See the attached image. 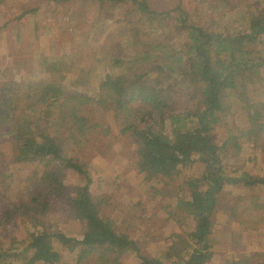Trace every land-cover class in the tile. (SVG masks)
<instances>
[{"label":"trees","instance_id":"1","mask_svg":"<svg viewBox=\"0 0 264 264\" xmlns=\"http://www.w3.org/2000/svg\"><path fill=\"white\" fill-rule=\"evenodd\" d=\"M113 1L126 3V0ZM209 1L215 10L236 7L235 0ZM130 3L148 17H170L172 12L177 13L179 24L175 30L184 33L188 40L185 51L158 58L155 55L151 63L139 65L140 72L133 69L137 67L138 57L127 61L114 59V66H125L119 73L104 76L96 98L78 91L66 94L51 80L36 93L25 94L19 105L15 81L0 82V177L9 168L3 165L5 143L10 150L8 163L27 158L47 165L53 161L59 163L40 178L47 188L36 189L29 197L19 199L0 193V228L15 220L32 228L26 231L27 242L20 252L0 248V264H62L54 240L75 254L73 264H124L121 258L125 253L137 254L135 242L118 232L113 219L103 214L102 199L90 193L91 179L83 165L65 157V140L49 133L52 128H65L70 142L82 143L78 138L85 139L88 130L93 129L86 125L81 113L88 103L112 108L120 115L119 132L129 135L136 144L134 168L146 183L164 179L171 183L179 167L202 163V176L181 184V188L185 183L190 188V199L180 198L179 202L189 207L188 218L194 221V226L185 234L182 247H170L177 260L175 264H264V251L259 250L233 256L222 263L214 262L217 244L211 239L216 194L226 185L238 183L249 191L239 198L240 204L237 202L239 212L229 218L236 221L245 216L252 229L264 225V196L260 193L264 190V175L229 169L224 153L231 136L219 144L214 132L215 124L226 110L224 97L232 94L248 121L242 134L257 141L264 133V7L256 3L254 9L247 8L243 20H227L223 28L215 29L211 24L193 22L181 0L165 11L152 9L146 0H130ZM223 14L226 18L229 13ZM234 24L239 28L233 29ZM170 60L175 63L170 64ZM132 102L137 105H131ZM169 112L175 123L173 137L161 134ZM234 146L239 148L237 141ZM64 169L83 176V183L75 187L66 201L73 216L84 224V231L78 236L44 227L51 202L64 194ZM107 204L112 203L107 201ZM22 251L23 259H19ZM137 256L138 264H160L155 257Z\"/></svg>","mask_w":264,"mask_h":264},{"label":"rangeland","instance_id":"2","mask_svg":"<svg viewBox=\"0 0 264 264\" xmlns=\"http://www.w3.org/2000/svg\"><path fill=\"white\" fill-rule=\"evenodd\" d=\"M146 1L152 9L165 11L174 7L178 0ZM125 2L0 0V82L15 81L19 105L25 94L36 93L51 80L66 94L78 91L96 98L104 76L110 72L119 73L125 66H114V59L127 61L136 56L137 67L133 69L140 72L139 65L151 63L153 56L158 58L184 50L188 40L184 33L175 30L179 24L177 13L172 12L170 17H148L130 0ZM181 3L193 22L204 26L211 24L215 29L223 28L227 20H243L247 17V8L254 9L256 3L258 7H264V0H235V8L216 10L209 0H181ZM223 13L229 14L225 18ZM233 26V29L239 28ZM172 63L175 62L170 60ZM224 103L226 110L221 113L214 132L219 144L231 136L224 153L228 168L264 175V133L257 141L247 139L241 131L247 128L248 121L234 96L225 95ZM81 113L86 125L93 128L88 130L85 139L78 138L82 143L70 142L67 139L69 131L65 128H52L49 133L65 140V157L83 165L91 179L90 193L104 202L103 214L113 219L118 232L127 234L135 242L137 254L125 253L122 262L138 264L139 255L155 257L160 264H175L177 260L170 247H182L185 234L194 226V221L188 218L189 207L179 202L180 198L190 199V188L186 183L181 188V184L188 179L200 178L204 171L202 163L197 161L179 167L174 183H166V179L146 183L134 168L136 144L129 135L119 132L120 115L112 108L105 109L96 103L84 105ZM171 113L166 114L168 122L161 133L163 136L173 137L175 123H172ZM235 141L239 148L234 146ZM5 144L3 165L9 168L5 176L0 177V193L19 199L29 197L36 189L47 188L40 178L43 172L56 168L59 163L53 161L47 165L32 158L8 163L10 150L8 143ZM63 173L64 194L51 202L52 207L44 217V227L53 232H65L67 236H78L83 233L84 224L73 216L66 201L75 187L83 183V176L70 169H64ZM260 193L264 196V190ZM248 194L249 191L238 183L226 185L216 194L211 214V239L217 244L214 262L222 263L242 253L264 251L263 223L252 229L245 216L236 221L229 218L239 212L237 202H242L239 198ZM27 230H32L31 226L23 225L19 220L0 228V248L21 251L27 242ZM53 244L61 254L60 262L73 264L75 254L61 247L56 240ZM23 256L22 251L19 259Z\"/></svg>","mask_w":264,"mask_h":264}]
</instances>
